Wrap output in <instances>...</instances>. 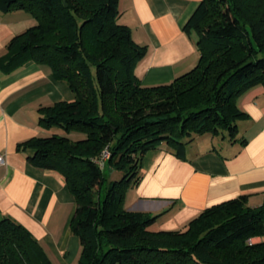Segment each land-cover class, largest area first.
I'll return each instance as SVG.
<instances>
[{
  "label": "trees",
  "instance_id": "1",
  "mask_svg": "<svg viewBox=\"0 0 264 264\" xmlns=\"http://www.w3.org/2000/svg\"><path fill=\"white\" fill-rule=\"evenodd\" d=\"M0 4L37 21L11 39L2 66L34 59L75 93L41 107L39 122L52 133L21 141L17 150L65 176L77 203L71 221L82 243L77 264H264V241H251L264 233V203L251 206L248 194L209 206L181 229L155 230L159 215L124 206L148 150L167 143L183 155L195 136H237V122L247 115L239 96L264 86V0H201L185 24L197 34L199 62L155 85L135 74L148 48L119 21V0ZM106 148L111 155L101 164ZM107 166L122 171L121 179L108 180ZM0 264L54 263L26 226L6 217Z\"/></svg>",
  "mask_w": 264,
  "mask_h": 264
},
{
  "label": "crops",
  "instance_id": "2",
  "mask_svg": "<svg viewBox=\"0 0 264 264\" xmlns=\"http://www.w3.org/2000/svg\"><path fill=\"white\" fill-rule=\"evenodd\" d=\"M201 0H119V21L134 40L146 45L135 74L144 85L168 83L197 65V34L185 24ZM26 10L0 4V60L11 39L36 23ZM75 93L48 65L34 59L16 68L0 63V220L9 217L26 226L54 264H77L82 243L72 231L76 198L65 176L36 167L19 142L52 133L40 120V108L73 100ZM247 114L238 134L195 136L183 155L167 143L148 150L140 181L130 187L124 206L159 215L153 228H184L201 211L226 199L248 194L249 204L264 203V86L254 85L238 98ZM72 136L77 138L78 133ZM113 170V169H112ZM264 241V233L251 238Z\"/></svg>",
  "mask_w": 264,
  "mask_h": 264
},
{
  "label": "rangeland",
  "instance_id": "3",
  "mask_svg": "<svg viewBox=\"0 0 264 264\" xmlns=\"http://www.w3.org/2000/svg\"><path fill=\"white\" fill-rule=\"evenodd\" d=\"M60 133H62V130H59ZM106 172L108 175V180H116V179H121V177L123 176V172L119 171V170H112V168L110 166H107L106 168Z\"/></svg>",
  "mask_w": 264,
  "mask_h": 264
},
{
  "label": "built area",
  "instance_id": "4",
  "mask_svg": "<svg viewBox=\"0 0 264 264\" xmlns=\"http://www.w3.org/2000/svg\"><path fill=\"white\" fill-rule=\"evenodd\" d=\"M102 159L100 160L101 164H104L105 160L108 159L110 157V151L106 148L102 154ZM5 162V155L0 152V163Z\"/></svg>",
  "mask_w": 264,
  "mask_h": 264
}]
</instances>
